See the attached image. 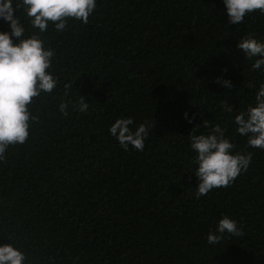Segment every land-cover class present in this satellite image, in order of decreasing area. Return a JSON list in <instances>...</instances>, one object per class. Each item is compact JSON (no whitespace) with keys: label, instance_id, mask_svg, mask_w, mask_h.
<instances>
[{"label":"trees","instance_id":"trees-1","mask_svg":"<svg viewBox=\"0 0 264 264\" xmlns=\"http://www.w3.org/2000/svg\"><path fill=\"white\" fill-rule=\"evenodd\" d=\"M16 15L25 37L54 50L57 85L32 98L29 136L0 162V244L26 264H264V149L233 122L264 82L256 57L236 47L248 35L264 42V14L230 24L222 0H97L87 24L69 18L58 32L49 22L43 33L22 6ZM0 31L10 32L2 19ZM127 117L148 126L143 151L108 132ZM217 124L251 162L197 198L188 134ZM224 215L240 234L209 244Z\"/></svg>","mask_w":264,"mask_h":264},{"label":"clouds","instance_id":"clouds-1","mask_svg":"<svg viewBox=\"0 0 264 264\" xmlns=\"http://www.w3.org/2000/svg\"><path fill=\"white\" fill-rule=\"evenodd\" d=\"M230 24H239L247 13L259 10L264 14V0H222ZM23 7L33 29L40 33L47 30L52 22L56 31L66 28L69 18L88 23L89 16L97 7V0H0V19L9 25V31H0V162L10 145L23 144L29 136V121L34 120L28 105L32 98L42 92L51 93L57 85V79L49 69L54 50L46 47L44 41L33 34L25 37V28L16 15V10ZM15 38V41L13 40ZM236 47L246 58L256 57L253 69L264 72V42L252 35L242 37ZM217 83L231 88L228 79H217ZM251 87V85H249ZM88 102L80 96L76 107L80 112L88 109ZM68 102L61 101L58 111L67 115ZM227 112H233L227 106ZM188 123L193 117L184 113ZM236 132L247 138V144L253 148L264 149V82L259 84L255 94L254 105L249 104L244 111L233 117ZM208 128V121L202 123ZM133 119L117 118L108 129L119 145L127 151L131 146L143 151L144 140L148 135L145 123L130 127ZM195 126L188 134L190 148L195 152L193 163L196 165L194 175L198 179L195 196L199 198L214 188L231 184L242 171H246L252 154L233 152L235 145L224 135L219 124L207 133L196 134ZM239 235L240 228L231 217L222 216L215 231L209 230L206 237L209 244L219 242L224 234ZM0 264H26L25 253L12 243L0 244Z\"/></svg>","mask_w":264,"mask_h":264}]
</instances>
